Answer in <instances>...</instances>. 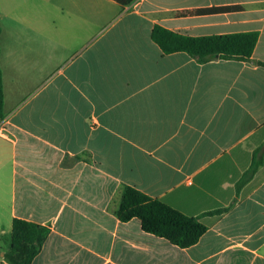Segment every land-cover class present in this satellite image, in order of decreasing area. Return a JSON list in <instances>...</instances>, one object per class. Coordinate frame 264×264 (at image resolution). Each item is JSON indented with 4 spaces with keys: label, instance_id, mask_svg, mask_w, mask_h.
<instances>
[{
    "label": "crops",
    "instance_id": "1",
    "mask_svg": "<svg viewBox=\"0 0 264 264\" xmlns=\"http://www.w3.org/2000/svg\"><path fill=\"white\" fill-rule=\"evenodd\" d=\"M0 25V264L15 219L49 229L31 264H264V0H0ZM157 25L259 41L200 63ZM126 186L207 232L182 248L122 221Z\"/></svg>",
    "mask_w": 264,
    "mask_h": 264
},
{
    "label": "trees",
    "instance_id": "2",
    "mask_svg": "<svg viewBox=\"0 0 264 264\" xmlns=\"http://www.w3.org/2000/svg\"><path fill=\"white\" fill-rule=\"evenodd\" d=\"M129 6L136 0H114ZM238 6L199 9L197 13L209 14L238 9ZM1 35V25H0ZM152 38L165 54L184 52L205 63L207 57L218 55L223 60L249 61L259 41L258 32L232 33L192 37L155 26ZM1 56V48H0ZM3 73L0 66V119L4 118ZM260 163L254 162L248 177H252ZM118 215L127 222L133 218L141 221L143 230L187 248L198 243L208 227L200 219L187 216L164 201L148 196L136 188L126 186L122 191ZM49 235V229L36 223L15 219L12 227L10 251L5 258L10 264H31Z\"/></svg>",
    "mask_w": 264,
    "mask_h": 264
}]
</instances>
